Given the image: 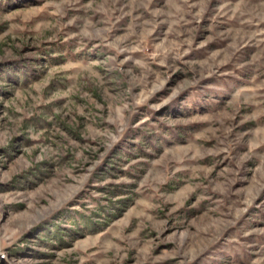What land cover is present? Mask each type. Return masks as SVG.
Wrapping results in <instances>:
<instances>
[{"label": "rangeland", "instance_id": "rangeland-1", "mask_svg": "<svg viewBox=\"0 0 264 264\" xmlns=\"http://www.w3.org/2000/svg\"><path fill=\"white\" fill-rule=\"evenodd\" d=\"M0 264H264V0H0Z\"/></svg>", "mask_w": 264, "mask_h": 264}]
</instances>
